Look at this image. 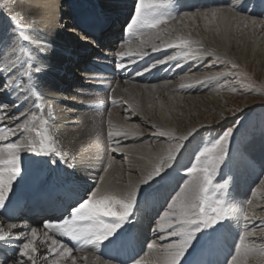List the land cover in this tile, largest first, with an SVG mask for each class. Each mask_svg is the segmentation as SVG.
I'll return each instance as SVG.
<instances>
[{
    "label": "bare ground",
    "instance_id": "obj_1",
    "mask_svg": "<svg viewBox=\"0 0 264 264\" xmlns=\"http://www.w3.org/2000/svg\"><path fill=\"white\" fill-rule=\"evenodd\" d=\"M174 1L178 2V5L184 8V12L181 15L184 13H192L195 15H193L192 18L185 17L183 22L171 21L155 32L162 33V39H167L170 34L173 39L186 38L196 41L198 43L195 44L194 47L202 52L210 54L198 57L196 60H185L181 57L178 61L158 64L155 68H151L150 64L146 68L148 70L140 71L132 77L121 80L125 82L121 86V88H124L120 89V82L106 80L97 77V73H92L90 69L92 67L96 68L93 64L108 63L109 60L116 58L117 60L123 59L124 62L131 63V68L135 63L140 61L147 62L151 59H165L167 55H175L176 52L184 51V49L179 48H162L159 51L153 52L151 45H160L161 39L150 36L140 37L133 44H128V42L117 44L110 43L114 38H117L119 33L116 23H122L120 22L121 17L127 16L125 13H128L127 10H131L129 5L132 3L134 5L136 0H101V2L100 0H0V3L13 4L18 7L16 9L20 11V18L16 17L17 13L15 11V13L13 10L12 12L18 24L24 26L22 30L18 31V29H16L17 45H19L18 49H12V46L9 44H4L0 48V72H3L5 67L10 64L12 60H15L18 72L17 76L13 77V80L25 84L24 88H17V90L14 88L6 90H4L3 87L0 88V91H4V93L0 92V105L3 104V106H7L9 108L8 110H12L11 114L14 116L20 112H25L28 116L35 115L37 119L41 116L48 118L47 112L48 109L51 108L53 117L50 122H52L55 127L56 146L65 154L68 162L74 166L73 168H69L68 164L63 163V161L61 162L63 159L62 157L50 160V157L53 155L52 153L48 155H38L21 152L19 155L21 173L13 183L5 205L0 206V212H2V209L12 200L20 201L25 198L32 199V196L39 197L40 194L43 195L44 193L53 191L54 188L61 189V182L64 183V181L74 183L79 180L78 182H80V184L78 186L82 188L92 183V190H95L96 185H101L102 183L108 186L110 190H122L129 186L131 182L137 181L142 174V170L145 166L149 165L152 158L157 153L167 149L170 143H175L176 138L187 134L193 129L199 130L196 134L202 132L208 134L211 129L213 131L214 126H216L214 121L211 123L200 122L193 124L189 122V124H185V118L182 119L178 114H175V108L180 106L179 104L181 101H189L191 105L188 107L193 106V108H195L198 105L199 109H195V113L201 110H207V112L214 111L219 101L214 97L204 99L200 95L204 92L211 93L214 88H218L216 90L222 92L225 86L222 84L220 85V83L230 75L221 76L219 79L205 81L200 84H194L192 79L203 77L204 75L202 73L197 72L198 74L195 73L190 76L183 75L182 77H180V75L185 69L192 67V63L196 65L192 71H198L200 69L198 64L203 66L205 62L207 63L208 61L217 68H222L226 65L224 64L226 63L225 61L232 60L230 58L231 52L236 49L234 43H237L240 37L243 38V44L239 52L235 51L234 54L232 53L233 58L244 59L246 55L252 56L258 35L262 33L261 37L264 36V24H261L260 20L246 16L252 15L250 13L253 12V10H249L250 0H172L171 4ZM145 2L151 4L157 2V0H145ZM89 7L90 11L83 12L84 9L88 10L87 8ZM212 8L219 10L216 18L211 16L212 11H207ZM229 9L233 11L229 12ZM106 11L108 12L106 15L107 17L102 18V15L104 16ZM161 12L163 13V10H161ZM200 12L208 13L209 15L205 17L201 15ZM28 14L33 15L32 19L27 16ZM96 14H99L100 18L105 20L110 18L111 23L109 26L106 29L103 25L99 27L97 39L87 35L90 39L79 41L73 39L75 41V43H73L72 35H77L73 30L80 28L81 24L73 21L72 18L75 16L86 18ZM19 20L21 21L19 22ZM253 20L257 23L253 24ZM198 21L201 22H199L201 26L206 25L208 32L205 31L204 33V31L201 30L203 29L201 26L197 28V26H199ZM83 22H85V20ZM2 24L5 25L6 22ZM245 24H247V27H245ZM122 26L123 24L120 28H122ZM11 28L10 26V29ZM68 30L69 32L71 31V37H69L68 34H64ZM84 32L87 33L86 31ZM214 32L217 33L215 34ZM206 33L213 34L207 36ZM238 33L241 34L238 35ZM82 34L83 33H79L82 38L87 37ZM210 37H212L211 40L208 39ZM247 38L253 39L254 44L249 46L245 45L244 40ZM140 40L145 41L144 51L148 53L143 59H140L139 56L135 54L138 50ZM41 43H43V46L48 52L47 55L40 57V60L47 65V69L34 76L33 83L35 87L30 89L27 85L28 77L24 75V69H28L30 73L33 72L34 69L31 67L30 63H26L25 61H36V54L41 47ZM130 50L131 55H129ZM170 52H175V54H170ZM117 53H123V55L118 57ZM88 56L90 57L89 60L87 59ZM36 62L38 63V61ZM177 63H179L181 67L176 66ZM21 64H23V68L20 67ZM208 67V65H204V68ZM71 68H74L73 72H71ZM162 76L165 78L160 81L152 80L154 77H160L159 79H161ZM0 77L3 78L2 84L4 85V77L2 75H0ZM175 78L179 79L176 80ZM9 84L11 85L12 81H9ZM137 84L140 85L137 86ZM154 84L157 85L155 89L151 87V85ZM181 84L190 86L181 88ZM98 87H109V96L106 97L105 95L104 97L103 92L97 91ZM139 90L144 92L143 97H152L156 94V91L162 94V98L165 99L166 102L165 105L163 104V106H161L157 115H151L147 111L148 109H146V107L144 108L142 100H138L139 95L137 93H139ZM183 94H186V96H183ZM104 98L105 101L103 102ZM111 101H115L118 104L113 106ZM121 102L125 105V108ZM36 103H41L43 108H36ZM130 104L138 105L139 109L133 110ZM182 108L180 106V109ZM121 109L123 110L121 111ZM126 110H129V112L125 115H121ZM185 116L187 117L188 115ZM126 117L128 121L126 123L137 124L143 130V135L130 136L126 140L116 138L119 140L120 146L124 148V151L115 152V154L118 156L120 153H124V160H126L125 164L123 161H120L121 159L117 160L114 152L110 151L107 131L125 126ZM23 119L22 117L19 122H22ZM221 123L222 121H219L216 124L220 125ZM160 131L167 132L169 135H154V133ZM149 134L151 136L153 135L155 138L154 141L156 140L155 143H153L151 137H149L151 140L147 139ZM192 137H189L188 140ZM262 137L263 135H261V137L258 136V138L254 139L252 142H249L247 148L240 149L237 153V157L233 159L232 156L231 159L233 160H229V162L227 161L229 159L227 156L231 154V151H226L225 158L227 159L225 161H227L228 165L231 163L233 166H230L229 174L226 175L230 178H225L226 176L223 178L228 180L237 179V181H239V187L233 190L230 196V201L234 202L236 205L239 204L242 206L244 203L243 199L245 197L248 198L247 193L249 188H251L252 182H255L264 172V141ZM11 139L15 140L16 138L12 137ZM211 140L214 141L202 140L204 141L202 144L210 145L215 143V139ZM187 142H185V145ZM111 143L114 145V142ZM192 147L195 148L194 146ZM190 154L192 153H182L178 158V162H176L180 163L179 166L169 168L158 177V180L163 181L160 188L155 189L154 185L157 184L155 178L153 184L152 181L151 183L144 184L138 189L134 208L129 216V218L132 216L135 218L134 222L130 223L127 220L112 237L98 245L87 246V250L94 252L102 261H106L101 254L102 249L107 244L113 242L116 235L122 236V234L126 233L129 227L135 225V223L139 225V228L147 226V221L145 220H148L147 218L149 217L152 218V216L156 214V208L164 210L170 196L183 182V179L177 178L176 176V178L170 177L171 179H169L166 178V175L184 174L185 171L181 170L187 168ZM110 158L113 161L111 167H109ZM235 164H237V168L234 170ZM105 168L108 169L107 172L104 171ZM101 176L105 178L103 182L100 180ZM59 182L61 184H59ZM258 189L260 188L255 190V195ZM76 190L80 192V190ZM254 197L255 196H251V200L254 201L256 198ZM148 201H150V203H148ZM152 202L154 204L153 206ZM140 203V210L144 212V219L142 216H138V219L136 218V213H142L137 210ZM240 206L233 207L234 209L231 207L232 209L228 214V216L234 218L235 221L236 215L239 214L238 208H240ZM249 206V209L252 207H256L257 209L262 207L254 202ZM147 212L148 216L146 217ZM249 215L252 216L250 212ZM261 215L262 214L259 213L255 214L254 216H256L257 219L253 222L260 220ZM8 223L9 222L6 221L4 217L1 219L0 216V227H5V230H7ZM12 223H17L19 227L13 230V236L4 241H0V264H5L12 258V260L17 258L14 248H16L20 242L16 239L15 234L22 231H30L31 229L28 219L20 218ZM25 225L28 227L25 228ZM225 226L223 228H226L225 230L227 232H210L208 234V238L210 237L209 239L198 241L194 233L180 264H189L194 261L196 264H206L207 258H205V260L200 256L204 254V247L207 242L211 246H223L222 242H225L230 249L234 244V234L238 232L239 235V227L233 222L227 223ZM33 227L38 228L39 239V231H41V229L37 225ZM210 229V226L201 229L200 233L204 234L205 231H212ZM260 233H255L254 235L256 236V240H254L257 244L264 240V237H262ZM216 234L221 238V242L211 237ZM231 234H233V236H230ZM250 237L249 239L247 238V241H250ZM59 239L66 246L74 249L70 246V240L67 237H60ZM151 239V237H148V240L151 241ZM165 242L167 241L161 243ZM40 253L42 257L48 255L47 249L43 246L40 248ZM230 254L233 253L230 252ZM76 255L73 254V257L76 259L82 256ZM198 257L201 259H197ZM221 258L220 261L222 262L217 260L215 264H223V262H225L223 259L227 260L228 258L227 254L223 253ZM140 260L142 264H166V255L162 249L150 250L147 248ZM82 261L83 263L78 262V264H86L84 259H82ZM261 261L264 262V258L259 254H254L247 257L244 260V264H257ZM94 262L95 256L88 254L87 264H94ZM67 263L71 264V261L69 260ZM40 264H45L43 258H41ZM107 264L112 263L107 262ZM228 264H230V262Z\"/></svg>",
    "mask_w": 264,
    "mask_h": 264
},
{
    "label": "snow or ice",
    "instance_id": "obj_2",
    "mask_svg": "<svg viewBox=\"0 0 264 264\" xmlns=\"http://www.w3.org/2000/svg\"><path fill=\"white\" fill-rule=\"evenodd\" d=\"M172 0H157L155 3H146L145 0H136L133 16L127 26L128 38H137L150 36L156 39H161V44H152V51L156 52L162 48H179L184 49L182 52H176L175 55H167L165 59H159L153 62L150 67L155 68L158 64H165L171 61H178L181 57L185 60H196L198 57L209 55L194 47L198 42L190 39L171 38L162 39V33H157L154 30L169 24L171 21L183 22L185 17L192 18V13H184L183 15L174 16L171 18L165 17L161 12L162 9L168 8ZM218 9L212 10L211 16L217 17ZM232 12V9L228 10ZM0 13L7 17L12 25V31L15 33L18 28V22L10 10L6 11L0 6ZM207 17L208 13H200ZM247 19V18H245ZM253 24L257 22L252 21ZM264 24V20L260 21ZM247 27V24H245ZM145 41L140 40L136 55L143 59L148 55L144 51ZM47 50L41 43V47L36 54V61H25L30 63L34 69L29 72L24 69V75L28 77L27 85L29 88H34V76L37 73L47 69V65L41 60V56L47 55ZM123 53H117L121 56ZM131 55V50L129 51ZM117 69H123V62L117 60ZM176 66L181 67L179 63ZM23 68V64L20 65ZM148 70V69H145ZM144 71V70H143ZM191 71V70H190ZM18 69L16 61L12 60L0 75L4 77L3 89L24 88L25 84L14 81L13 77L17 76ZM229 75L226 72H215L210 75H204L201 78H193L194 84H200L205 81L216 80L221 76ZM12 81V84H9ZM190 85L181 84V88ZM153 89L157 85H151ZM103 103V102H101ZM113 106L118 103L111 101ZM36 108H43L41 103L35 104ZM133 110H138V105L130 104ZM7 106H0V206L5 205L6 199L9 196L10 190L14 181L21 173L19 155L21 152L31 154L48 155L52 153L50 160L63 158L61 162L68 164L69 168L74 166L68 162L65 154L56 146L55 127L51 121L53 112L48 109L47 117L41 116L39 119L35 115L28 116L25 112H20L16 116L9 117L7 114ZM24 118L22 122L21 118ZM127 121V117L125 118ZM11 121V123H8ZM199 130L193 129L187 134L176 138L175 143H170L167 149L157 153L149 165L142 170L141 176L135 182H131L126 188L116 191L110 190L108 186L96 185L95 190L88 193L70 213V218L62 220V222H45L43 231L38 228L31 227L30 231H22L15 234L16 239L22 243L18 247L17 258L14 264H40L43 258L45 264H67L70 260L71 264H78V260L73 257V252L83 254L81 259H84L87 264L88 254L95 256L94 264H107L97 257L94 252L88 251L87 246L98 245L106 239L112 237L114 233L127 222L134 208V202L138 195V189L146 183H151L157 176L165 173L171 168L174 163L178 162L179 156L182 154L183 146L189 137L194 136ZM233 129L229 128L222 132L219 138L212 143L210 147H205L198 154H194V162L190 160L186 171V179L175 189L166 203L162 214H160L153 222L152 232L158 233V239H154L147 245L150 250L162 249L166 255V264H180V261L185 255L187 248L193 238L194 233H199L201 229L214 226L224 219L227 209L224 207L223 199H217V192H221L228 186V181L222 183H214L217 174V168L222 161L225 160L226 149L229 147L230 137ZM23 134V135H22ZM143 130L135 123H126L125 126L107 131V138L110 142L111 152L124 151L120 146L119 140L128 139L130 136H141ZM154 135L166 136L167 132L160 131ZM12 137H17L15 140ZM114 142V145L111 143ZM113 161L109 159V167ZM108 171L107 168L104 169ZM101 176V182L104 181ZM260 185L264 186V179H260ZM255 196V192L252 193ZM252 200H248L247 204L251 205ZM239 218L243 220V234L239 235V244L235 245V255L231 257L230 264H244V260L254 254H259L264 258V244H257L252 241H247V238L254 234L249 230V225L257 219L256 216H250L245 208H240ZM17 223L9 222L7 230L0 227V241L13 236V230L17 229ZM25 228L28 226L25 225ZM256 226L253 225V228ZM260 227L262 229L260 235L264 237V214L260 218ZM60 237L70 238L72 241H83V244L73 250L66 246L59 239ZM50 241V243H49ZM167 241L165 243H161ZM41 246L47 249V256L40 253ZM134 264H142L139 259L134 261Z\"/></svg>",
    "mask_w": 264,
    "mask_h": 264
},
{
    "label": "rangeland",
    "instance_id": "obj_3",
    "mask_svg": "<svg viewBox=\"0 0 264 264\" xmlns=\"http://www.w3.org/2000/svg\"><path fill=\"white\" fill-rule=\"evenodd\" d=\"M250 1H251V3L249 6V10H253V12L250 13L252 15H246V16L250 17L252 19L260 20V21L264 20V0H250ZM100 2H101V0H100ZM1 5L6 11L10 10L12 15H14L13 12L15 11L17 13L16 17H18V18L21 17L19 15L20 11H17L18 9H16V8H18L16 5H13V4L9 5V4L3 3V2L0 3V6ZM12 10H13V12H12ZM212 10H215V8L209 9L207 11H212ZM203 11H206V10H203ZM253 13H257V14H253ZM27 16L31 19L33 17V15H31V14H28ZM7 21H8L7 17H5L2 13H0V48L4 44H9L10 46H12V49H14V48L18 49L19 45H17L18 44V42H17V30L14 33L12 31V28L10 29V26L12 27L11 23L9 21L7 23ZM16 21H17V19H16ZM20 21L21 20H19V22ZM3 22H6V24L5 25L2 24ZM199 22L200 21H198V24H199ZM200 26L201 25L199 24V26H197V28H199ZM23 27L24 26L22 24H18V28H17L18 31L22 30ZM201 27L203 29H201V28L200 29L202 31H204V33H205V31L208 32L206 25L205 26L202 25ZM9 29H10V31H9ZM159 29L160 28L156 29V31ZM237 32H238V30H237ZM214 33L216 34L217 32H214ZM64 34H68V36L71 37V31L69 32V30L66 31V33H64ZM212 34H207V36H211ZM240 34L241 33H238V35H240ZM163 36H165V35H163ZM261 36H262V33H260L258 35V39L255 41L256 44H255L254 53L252 56L246 55L244 57V59H241V58L240 59H234L233 58L232 53L234 54L235 51L239 52L241 50V45L243 44V41H242L243 38L240 37L238 39L237 43H234V47H236V49H234V51L231 52L230 58L232 60L225 61L226 63H224V64H226V65H224L222 68H217L212 63H210V61H208L207 63L205 62L204 65L205 66L208 65L210 68L209 67L204 68V65L201 66L198 64V67L200 66V69L198 71H192L194 66H196V65H194V63H192V67L185 69L184 72L180 75V77H182L183 75L190 76V75H193L195 73L196 74L202 73L203 75H208V74H212L215 72H226V73H229V75H230V76L228 75L229 79L225 78V80H223L222 83H220V85L222 84L225 86V88L222 92H218L216 90L218 88H216V89L214 88V90L212 89L213 91H211V93L204 92L200 95L204 99H207L209 97H211V98L214 97L215 99H217L219 101V104L215 107L214 111L207 112V110H201L200 112L195 113L194 110L199 109L198 105L195 108H193V106L188 107L191 105V103L189 101H185V102L181 101L180 102L179 105L181 106V108L182 107H184V108L180 109V106H177V108H175V114H178L182 119L185 118L184 119L185 124H189V122H192L193 124L194 123L197 124L200 122L201 123H207V122L211 123L214 121V123L216 125V126H214L213 131L211 129L208 132V134L206 133L207 135L203 132L195 134L192 138H190V140H187L188 142L186 143V145L183 146L182 153H186V152L192 153L189 155V159L192 162H194V156H193L194 154H198V152L202 151L205 147L211 146V144L210 145H203L202 143H204L205 140L206 141L207 140L214 141L211 139H215V141H216L218 139V137L222 134V132L226 129H229V128L233 129V132H232V136L230 137L229 147L226 150L227 152L231 151V154L229 156H227L229 158L227 160L228 162H229V160L235 159V157H237V153L239 152V150L240 149H246L247 144L249 142H252L254 139L258 138V136L261 137V135H263L262 139L264 141V36L263 37H261ZM211 38L212 37H210L208 39L211 40ZM10 39H12V40H10ZM73 39H76V41L77 40L79 41L78 37L75 35H72V40ZM253 42H254V40L251 38H247L244 40V44L247 46L253 45L254 44ZM73 43H75V41ZM235 45H237V46H235ZM92 50H93V48H92ZM172 53L175 54V52H170V54H172ZM245 54H247V53H245ZM87 59L89 60L90 57L88 56ZM229 63H230V65H229ZM73 69L74 68H71V72L74 71ZM72 75H73V73H72ZM230 77H231V79H230ZM175 79L178 80L179 78H175ZM176 80H174V81H176ZM2 82H3L2 78L0 77V87L3 86ZM119 84H120V89H123L124 87L121 88L123 83H119ZM138 85H140V84H137V86ZM1 93H2V91H1ZM143 93L144 92L142 90H139V93H137L139 95L138 100H142L144 108L146 107V109H148L147 111L151 115H157L158 114L157 112L161 109V106H163V104L165 105L166 100L162 98V94H159L158 91H156V94L152 97H143ZM150 94H151V92H150ZM191 95H194V94H191ZM196 95H198V94H196ZM183 96H186V94H183ZM138 100H137V102H138ZM104 101H105V99L103 100V102ZM121 104L125 108V105L122 102H121ZM122 110L123 109H121V111ZM11 111L12 110H7V114L9 117L14 116L13 114H11ZM128 112H129V110H126L121 115H125ZM185 115H188V116L186 117ZM188 120H190V121H188ZM219 121H222V123L220 125L216 124ZM17 122H19V121H17ZM126 122H128V121H125V123ZM8 123H11V121H9ZM149 137H151L153 143L156 142V140L154 141L155 138L153 137V135L151 136L149 134L147 139H150ZM202 140H204V141H202ZM139 142H141V141H139ZM195 143H196V145H195ZM131 144H133V143H131ZM192 146H194L195 148H193ZM114 155L116 156L115 158L117 160L121 159L120 161H123L124 163L126 162V160H124V157H125L124 153H120L117 156V154H115V152H114ZM232 156H233V159H231ZM226 159L227 158H225V160ZM190 160H189V162H190ZM225 160L221 162V165H219L220 168L219 167L217 168L218 170H217L216 177L214 179V183H222L224 180L228 181L227 188L223 189L221 192H217V194H216L217 199H221V198L223 199L224 207L227 209V212L225 213L224 219L222 221L218 222L214 226H210L211 227L210 230H212V231H209V230L205 231L204 234H201L200 232L195 233L196 237H197L196 239L198 241L207 239L208 234L210 232H215V231L221 230L227 223H232V222L234 224L238 225L239 235L243 234V231H244L243 220L239 218L240 213L237 214L236 221L234 218H230L228 216L230 210L233 207L235 208L237 206H240L239 204L236 205L234 202L230 201V196L232 194V191L234 189H237L240 184L238 183L237 179L236 180H232V179L228 180L230 177L228 178L226 175L229 174V168L232 164L229 163V165H228L227 161H225ZM175 164H178V163H175ZM235 165L236 166H235L234 170L237 168V164H235ZM181 171H186V168L182 169ZM227 171H228V173H227ZM224 176H226L225 178H228V179H224L223 178ZM158 177H160V176H157L156 179H158ZM178 177L183 179L182 181H184L187 178L185 174H180V175H178ZM261 178L264 179V172L262 173V176H260L259 178H257L255 180V182H252V185L250 186L251 188H249L248 193H247L248 198L245 197L243 199L244 203L242 204V206H240V208L243 207V208L247 209L248 212H250V214L252 216H254L255 214H258V213L264 214V186L260 185V183H259ZM155 181H153L152 184ZM235 181H237V182H235ZM235 183H236L237 187H236ZM257 188H260V189H258V192H256L257 193L255 195L256 198L254 197L255 199H254V201L253 200L252 201L255 204L258 203L259 206H262L263 208L261 207V208L257 209L256 207H252L251 209H249L250 206L247 204V201L251 200L250 197L253 196L252 193L255 192V190H257ZM233 204H235V205H233ZM253 206H255V205H253ZM240 208H238V210ZM253 225H255L256 227L253 228ZM3 228H5V227H3ZM40 228H42V227L40 226ZM252 229L254 230V234L250 237L251 238L250 241L255 242V240H256V236H254L255 233H260V231H262V229L260 227V220L252 222V224H250L249 230L253 231ZM216 233H218V232H216ZM237 234H238V232H237ZM239 235H238V240H239ZM155 238L157 239L158 237H155ZM248 239H249V237H248ZM19 242L20 243L18 244V246L14 249L15 254H17L18 247L22 243L21 240H19ZM261 243L264 244V240L259 242V244H261ZM238 244H239V241H238ZM73 254L74 255H76V254L77 255H83L79 252H74ZM12 259L7 261L5 264H14L15 260H12ZM77 260H78V262L83 263L81 258H79ZM67 264H70V263H67ZM257 264H264V262L261 261Z\"/></svg>",
    "mask_w": 264,
    "mask_h": 264
}]
</instances>
